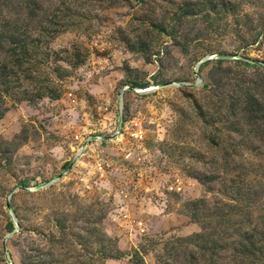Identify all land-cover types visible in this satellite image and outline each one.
Listing matches in <instances>:
<instances>
[{
    "label": "rangeland",
    "instance_id": "1",
    "mask_svg": "<svg viewBox=\"0 0 264 264\" xmlns=\"http://www.w3.org/2000/svg\"><path fill=\"white\" fill-rule=\"evenodd\" d=\"M6 28L0 264H264V0H0Z\"/></svg>",
    "mask_w": 264,
    "mask_h": 264
},
{
    "label": "trees",
    "instance_id": "2",
    "mask_svg": "<svg viewBox=\"0 0 264 264\" xmlns=\"http://www.w3.org/2000/svg\"><path fill=\"white\" fill-rule=\"evenodd\" d=\"M13 32L14 31H12V29L9 30V28L2 29L0 31V33L2 34L1 35L2 36V39H4V42H5L4 43L5 44V48H7L5 50H8L7 52L9 54V56H12V57H14L15 54L17 53V48L15 47V44L16 43L13 41V36H14V33ZM0 50L1 51L4 50V47L2 46V43L0 44ZM16 60L19 63V66L22 65V62L21 61H18V59H16ZM2 67H3V69L6 68V66H2ZM101 256L104 259V256L105 255L103 253H102ZM133 257H134V260L136 261L137 264H145L144 256L142 255V253L140 251H135ZM105 258H107V257H105ZM108 258H110V259H118L115 256H109Z\"/></svg>",
    "mask_w": 264,
    "mask_h": 264
},
{
    "label": "water",
    "instance_id": "3",
    "mask_svg": "<svg viewBox=\"0 0 264 264\" xmlns=\"http://www.w3.org/2000/svg\"><path fill=\"white\" fill-rule=\"evenodd\" d=\"M207 59H210V58H209V57L205 58V60H207ZM200 64H201V62H199V63L197 64V68L199 67ZM201 83H202V80L199 78V79H198V85L201 84ZM7 207L10 209L11 215H12L13 218H14V222H15L16 225H17V217L15 216V213H14L13 210L11 209V204H10V202L7 203ZM16 232H17V231H16Z\"/></svg>",
    "mask_w": 264,
    "mask_h": 264
},
{
    "label": "bare ground",
    "instance_id": "4",
    "mask_svg": "<svg viewBox=\"0 0 264 264\" xmlns=\"http://www.w3.org/2000/svg\"><path fill=\"white\" fill-rule=\"evenodd\" d=\"M83 149H81L80 153H82Z\"/></svg>",
    "mask_w": 264,
    "mask_h": 264
}]
</instances>
